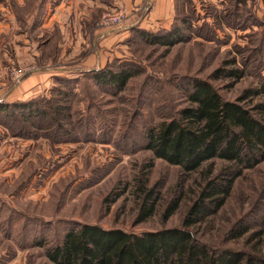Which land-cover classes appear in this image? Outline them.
<instances>
[{"label":"rangeland","instance_id":"rangeland-1","mask_svg":"<svg viewBox=\"0 0 264 264\" xmlns=\"http://www.w3.org/2000/svg\"><path fill=\"white\" fill-rule=\"evenodd\" d=\"M72 1L0 0V104L11 106L10 114L0 111V264H52L46 249L84 223L134 233L181 226L204 182L202 170L211 166L214 175L229 163L215 158L186 173L153 157L146 148L148 130L188 104L195 78L210 81L227 100L264 85V0H176V15L164 28L141 26L148 0L137 10L117 4L79 21L59 11ZM118 10L126 12L119 25H101L104 13ZM176 27L185 40L170 47L142 34ZM90 56L94 64L86 63ZM233 61L244 72L239 80L213 78L216 69L233 68ZM81 63L87 69L82 75L64 72V66ZM106 66L135 75L117 90L94 79ZM12 67L27 72L13 82ZM27 79L35 90L23 91ZM25 103L33 106L27 113L39 108L50 115L36 112L25 120L17 107ZM60 105L64 111L55 113ZM141 181L157 186L160 195L145 221H138ZM117 193L122 195L109 203ZM176 198L182 200L179 209L165 219ZM241 218L252 223L251 231L229 239L228 229ZM262 227L264 162L246 170L224 208L192 230L215 248L264 253V238L253 236Z\"/></svg>","mask_w":264,"mask_h":264},{"label":"trees","instance_id":"trees-1","mask_svg":"<svg viewBox=\"0 0 264 264\" xmlns=\"http://www.w3.org/2000/svg\"><path fill=\"white\" fill-rule=\"evenodd\" d=\"M188 23V21H187ZM162 32L144 31L143 37L152 44L173 46L185 40L182 29L176 27ZM234 67L218 68L213 78L239 80L244 72L233 61ZM135 75L130 69L112 71L106 66L94 75L102 85L123 90ZM188 89V104L176 116L160 122L148 130L146 148L154 158L179 165L186 173L199 170L215 158L227 161L217 174L210 166L203 171V184L188 206L179 227L164 228L143 233L121 228H104L99 224L84 223L68 230L62 241L46 249L52 264H264V253L212 247L199 239L192 227L211 220L226 205L239 178L246 170L264 162V85L245 89L235 100L225 99L208 80L195 78ZM257 100V101H255ZM9 105L0 104V111L9 112ZM25 120L49 116L50 112L21 106ZM59 110V111H58ZM55 113L64 111L61 105ZM57 121V117H53ZM59 126H63L59 121ZM153 164V161L150 163ZM141 198L138 221H145L155 214L160 195L157 186L146 187L141 181L137 187ZM141 194V197L139 196ZM117 193L109 203L115 202ZM181 198L174 199L163 217L169 218L180 207ZM252 223L241 218L228 229L227 237L236 240L247 235ZM253 236L264 238V227ZM262 240V239H260Z\"/></svg>","mask_w":264,"mask_h":264},{"label":"crops","instance_id":"crops-1","mask_svg":"<svg viewBox=\"0 0 264 264\" xmlns=\"http://www.w3.org/2000/svg\"><path fill=\"white\" fill-rule=\"evenodd\" d=\"M146 2H147L146 0H115V1L113 0H75V1H72L71 6H64V7L63 5L59 6V11L60 10L68 11L69 14L73 15V19L75 21H79V18L81 17L83 18L85 17V15L88 16V20H92L94 17H96V12L102 13L106 9L112 7V5L124 4V6L136 8L137 10L143 7V4H145ZM146 6L147 7L143 9L148 8V12L145 15H143V18L140 20L141 26L145 28H149V27L154 28L155 24L156 25L160 24L162 28L168 27L176 15V8H177L176 0H148V4L146 3ZM75 28H78V27L76 26ZM102 33L104 34V31ZM75 34H76L77 39H80L82 37L77 32H75ZM103 38L107 40L109 36L103 35ZM110 39L111 37L108 40ZM76 43L78 45L79 40ZM26 47L29 53H32L33 55L32 57L35 59L36 53L32 51L33 45L28 43ZM15 55H18L17 51ZM88 62L89 63L93 62L94 64L95 60L93 58V61H92V56H90L89 59L87 58L86 63ZM64 67H65L64 72L70 75H82V72L86 69V67H83V63L64 66ZM27 80L21 83V85H23V88H24L23 91L28 90V89H30L31 91L35 90L34 80L32 79L31 80L27 79Z\"/></svg>","mask_w":264,"mask_h":264},{"label":"built area","instance_id":"built-area-1","mask_svg":"<svg viewBox=\"0 0 264 264\" xmlns=\"http://www.w3.org/2000/svg\"><path fill=\"white\" fill-rule=\"evenodd\" d=\"M126 12L124 10H118L113 12H106L101 17L102 26L119 25L125 18ZM27 72L26 68L12 67L10 70V76L13 82L19 81ZM2 87H0L1 91Z\"/></svg>","mask_w":264,"mask_h":264}]
</instances>
